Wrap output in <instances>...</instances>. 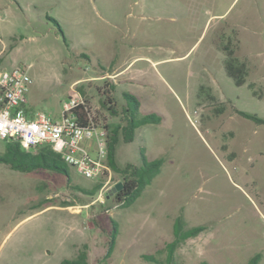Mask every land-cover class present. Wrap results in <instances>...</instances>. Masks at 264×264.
Segmentation results:
<instances>
[{"label": "rangeland", "instance_id": "374dc122", "mask_svg": "<svg viewBox=\"0 0 264 264\" xmlns=\"http://www.w3.org/2000/svg\"><path fill=\"white\" fill-rule=\"evenodd\" d=\"M219 40L246 66L242 87L225 73ZM0 66H29L28 105L53 119L79 96L123 129V93L162 118L130 140L120 130L118 168L138 166L142 154L162 160L126 208L109 194L122 180L112 170L101 191L104 179L63 161L69 179L0 163V264H59L81 252L88 264H167L170 255L173 264H246L256 253L264 264V126L235 113L264 118V0H0ZM106 81L116 115L101 96ZM180 214L206 230L170 249Z\"/></svg>", "mask_w": 264, "mask_h": 264}, {"label": "trees", "instance_id": "16d2710c", "mask_svg": "<svg viewBox=\"0 0 264 264\" xmlns=\"http://www.w3.org/2000/svg\"><path fill=\"white\" fill-rule=\"evenodd\" d=\"M48 20L52 22L55 27H57L58 33L65 43V37H63L57 22L52 18H48ZM215 45L224 56L223 66L226 75L232 80L236 87H242L245 83V77L247 74L245 64L238 61L237 57L234 55V50L230 47L231 45L229 40H227L224 44L219 40ZM84 57L86 58L85 55ZM114 93L115 87L113 83L106 81L101 89V96L105 99L104 105L108 108V111L113 115H116L118 105L115 101ZM122 96L125 100V117L122 120V122H125V127H123V129L120 125L107 124L106 119L104 118L98 120L95 116H93V119L95 122H101L102 126L107 129V164L113 172L119 173L122 176V180L119 182L120 190L113 194V203L126 208L140 196L144 187L149 185L159 174L162 166V160L157 159L147 161L145 156L142 154L141 162L138 166L126 165L122 169L118 168L114 161V151L119 140L120 130H123L125 139L130 140L137 128L146 124H159L162 118L154 113L141 114L139 112V103L134 96L128 93H123ZM84 103L86 106L80 105L75 109L81 123H86L88 121V116L91 115L90 108L87 104L88 102L84 100ZM235 113L241 118L251 121L255 125L264 126L263 117L241 110H235ZM3 146L4 150L0 152V163H2L9 170L23 174L40 170H49L62 173L67 179H69L67 172L57 166V162L62 161L60 156L50 147L42 146L34 150H26L23 149L18 142L9 141H4ZM99 187L100 183H97L94 186V190L90 192L85 191V193L94 195ZM204 230H206L204 225L187 227L182 214L178 215L173 222V241L170 245V249L186 239L198 236ZM116 234L117 228L114 225L107 243V255L110 254L113 249ZM142 258L149 262H158L157 259L151 255H143ZM260 259V253H256L247 261L246 264H259ZM173 262L174 261L171 255L168 256L166 263L173 264ZM59 264H88V261L85 253L81 252L74 259H63ZM198 264L207 263L202 261Z\"/></svg>", "mask_w": 264, "mask_h": 264}, {"label": "built area", "instance_id": "2783aa9c", "mask_svg": "<svg viewBox=\"0 0 264 264\" xmlns=\"http://www.w3.org/2000/svg\"><path fill=\"white\" fill-rule=\"evenodd\" d=\"M28 68L0 67V141L18 142L26 150L48 146L84 178L104 179L103 191L112 175L107 164V129L94 121L92 113L86 123L80 122L75 109L86 105L79 96L63 100L57 119L34 111L27 102Z\"/></svg>", "mask_w": 264, "mask_h": 264}, {"label": "water", "instance_id": "95a60500", "mask_svg": "<svg viewBox=\"0 0 264 264\" xmlns=\"http://www.w3.org/2000/svg\"><path fill=\"white\" fill-rule=\"evenodd\" d=\"M120 190V184H116L109 192V194H114L116 191Z\"/></svg>", "mask_w": 264, "mask_h": 264}, {"label": "crops", "instance_id": "0c3cea01", "mask_svg": "<svg viewBox=\"0 0 264 264\" xmlns=\"http://www.w3.org/2000/svg\"><path fill=\"white\" fill-rule=\"evenodd\" d=\"M31 107V106H30ZM32 108V107H31Z\"/></svg>", "mask_w": 264, "mask_h": 264}]
</instances>
